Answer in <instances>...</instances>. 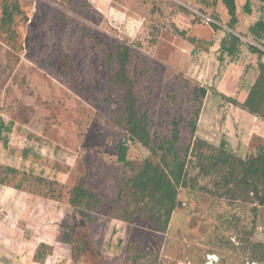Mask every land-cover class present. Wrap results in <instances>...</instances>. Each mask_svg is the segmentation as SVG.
<instances>
[{
	"label": "rangeland",
	"instance_id": "obj_1",
	"mask_svg": "<svg viewBox=\"0 0 264 264\" xmlns=\"http://www.w3.org/2000/svg\"><path fill=\"white\" fill-rule=\"evenodd\" d=\"M250 1L247 14V0H236L232 22L224 0H0L3 207L33 196L35 218L51 220L47 233L62 224L76 259L92 264L110 253L113 219L130 225L125 264H264V205L252 183L264 187L225 164L264 155V90L253 92L258 113L240 103L264 85V57L252 53L264 42L248 30L264 3ZM230 35L240 38L234 55ZM122 43L131 47L126 80ZM131 91L149 116V147L128 133ZM124 143L127 165L118 161ZM163 177L178 191L166 226L150 193ZM77 186L99 197L74 199Z\"/></svg>",
	"mask_w": 264,
	"mask_h": 264
},
{
	"label": "trees",
	"instance_id": "obj_2",
	"mask_svg": "<svg viewBox=\"0 0 264 264\" xmlns=\"http://www.w3.org/2000/svg\"><path fill=\"white\" fill-rule=\"evenodd\" d=\"M262 3H264V0H259ZM224 3L228 9L229 15L232 18V22H237V6H236V0H224ZM244 11L247 14H252V4L250 0H247L246 4L244 5ZM9 18V20H12V15L9 14V8L4 9V17ZM6 17L4 20H7ZM249 32L251 35H253L255 38L261 40L264 42V21H258L254 25H252L249 29ZM230 38L232 40V43L230 46L227 47V51L230 55H234L237 47L240 43V38L236 35H230ZM258 48V49H257ZM257 48L252 47V53L259 56V58L264 57V50L261 49L259 46ZM117 60L120 64V70L121 75L123 76V79H128V67L131 63V47L128 44H120L118 46V53L116 55ZM259 67L263 71L264 70V61L260 59L259 61ZM264 90V85L261 86V81L257 82L254 86V89L251 91V93L248 95V98L246 101L241 104L243 107H247L252 111L253 113H258V109L254 108V99H253V92L257 91V89ZM197 91L200 92L202 97H206L207 95V89L204 87L197 88ZM199 94V93H198ZM259 93L254 92V95H258ZM126 116L128 118L127 124H128V133L130 136L136 140L141 142L144 146L149 147L148 145V120L149 116L146 112H142L141 109L138 106L137 102V95L134 92H130L128 95V98L126 100ZM3 122L0 117V131L5 128V123ZM192 132L196 134L197 132V124L196 121L192 122ZM180 136V131L176 127L174 129L173 137L170 141H168V144L170 147H168V151L170 153H173L174 150V141H177ZM132 139V140H133ZM221 146H225V141L222 142ZM165 149V147H163ZM129 151V147L127 144H123L120 147L119 150V156L118 161L120 163H123L125 165L128 164L127 154ZM174 155L176 156V152H174ZM225 164L228 165L231 175H235V172L240 168L243 172V181L246 183H249V180H257L259 184L263 185L264 187V155L257 156L253 158L252 160L244 161L241 159L236 158L233 155H228L225 159ZM178 169L174 173L175 180L177 182L181 181L182 174L184 171V165L182 163H178L177 165ZM153 185L156 187H153L150 189V193L152 195H155L158 197L157 199V205L161 206V211L164 210V215L166 217L165 219V226L168 224L169 219L171 215L173 214L175 208L177 207L176 200H177V186L167 178L163 177L161 180L156 181L154 178L152 179ZM254 185V191L256 192L257 199L259 200L261 205H264V194L261 193L258 189V186ZM81 195L85 197H99L98 194L86 190L81 186H77L73 188L72 190V197L80 198ZM72 204H75V201L71 200ZM50 248V246L46 244H41L39 249L37 250L36 259L43 260L50 252L52 251V248H50V252L46 253L43 251L44 249Z\"/></svg>",
	"mask_w": 264,
	"mask_h": 264
},
{
	"label": "crops",
	"instance_id": "obj_3",
	"mask_svg": "<svg viewBox=\"0 0 264 264\" xmlns=\"http://www.w3.org/2000/svg\"><path fill=\"white\" fill-rule=\"evenodd\" d=\"M258 21H264V15L253 16L248 30ZM245 101L244 98L240 103L243 104ZM244 112L248 111L244 110ZM13 190L15 193L19 192L18 189ZM33 198L31 196L25 207L11 202L9 210L3 207L0 200V264H92L82 257L76 259L72 247L66 244L59 234L63 227L62 224H54L58 231L54 236L47 233V228L52 226L51 220L41 213L38 214V219L35 218L37 209ZM42 207V210L45 211V204ZM28 228L41 230L35 234ZM129 228L130 225L125 221L115 219L110 221V253H104L103 249L98 264H106L109 259L110 264H125L126 250L129 244L127 237ZM41 244L50 246L52 251L43 260H37L36 254Z\"/></svg>",
	"mask_w": 264,
	"mask_h": 264
}]
</instances>
